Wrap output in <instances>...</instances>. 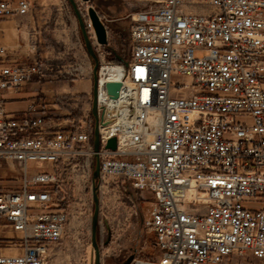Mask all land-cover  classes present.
Returning a JSON list of instances; mask_svg holds the SVG:
<instances>
[{"label":"built area","instance_id":"built-area-1","mask_svg":"<svg viewBox=\"0 0 264 264\" xmlns=\"http://www.w3.org/2000/svg\"><path fill=\"white\" fill-rule=\"evenodd\" d=\"M136 1L130 56L113 64L99 54L97 82L99 182L154 196L146 224L159 255L129 264H264V0ZM31 9L0 0V20ZM6 54L0 46V264H48L70 218L56 166L91 178L96 120L63 122L42 98L8 111L3 94L43 71ZM12 165L20 186L4 188Z\"/></svg>","mask_w":264,"mask_h":264},{"label":"rangeland","instance_id":"rangeland-1","mask_svg":"<svg viewBox=\"0 0 264 264\" xmlns=\"http://www.w3.org/2000/svg\"><path fill=\"white\" fill-rule=\"evenodd\" d=\"M32 9L21 19L22 61H37L43 71L24 88L34 85L35 95L54 111L56 118L80 121L92 115L93 60L88 54L75 11L69 0H31ZM86 23H91L88 9L93 6L108 32V44L97 42L95 31L88 28L93 47L113 64L129 58L132 15L139 9L136 0L78 1ZM15 17V16H13ZM11 18V17H10ZM100 65V60H99ZM99 68V67H98ZM77 87V88H76ZM75 163H61L60 189L62 207L70 218L59 243L50 246L48 264H95L92 246L94 202L92 177L86 179ZM39 169L48 165H37ZM95 166V163H94ZM52 168V167H50ZM8 172L11 179L1 182L4 188L20 186L17 165ZM98 242L101 264H126L131 257L156 259V239L147 227L154 196L136 190L129 181L118 179L109 185L99 182Z\"/></svg>","mask_w":264,"mask_h":264},{"label":"water","instance_id":"water-1","mask_svg":"<svg viewBox=\"0 0 264 264\" xmlns=\"http://www.w3.org/2000/svg\"><path fill=\"white\" fill-rule=\"evenodd\" d=\"M79 0H69L71 3L75 14L77 16L79 27L81 29V33L85 42V46L87 49L88 54L91 56L93 60V90H92V115L96 120L94 134H93V145H94V151H95V166L93 170V177H92V196H93V202H94V213L92 217V246L95 249V264H101V252H100V245L98 242V229H99V210H100V197H99V180H100V160L98 151L100 148V139H99V126H98V114H97V92H98V67H99V58L96 54L94 47H93V41L89 35V31L87 28L86 20L83 17V14L78 6ZM83 2H89L90 0H81ZM88 16L91 21V24L94 28L96 38L98 43L102 45L108 44V32L107 28L102 21L99 13L97 10L90 6L88 9ZM122 87V83L120 81H111L106 84L107 91L109 95H111L113 98L119 97V92ZM117 146V139L116 137L111 138L108 141L107 147L116 149ZM133 259L131 257L128 259L126 264H129L130 261Z\"/></svg>","mask_w":264,"mask_h":264},{"label":"crops","instance_id":"crops-1","mask_svg":"<svg viewBox=\"0 0 264 264\" xmlns=\"http://www.w3.org/2000/svg\"><path fill=\"white\" fill-rule=\"evenodd\" d=\"M21 19L19 17H11L0 20V46L7 49V61H21L23 59L22 54L24 52L23 46L20 42L21 33ZM77 88V87H76ZM34 85L29 88H22L18 93H4L3 99L8 111L19 114L25 110L27 104L36 99L35 91H33ZM9 171H13L12 167L5 171L8 175Z\"/></svg>","mask_w":264,"mask_h":264},{"label":"bare ground","instance_id":"bare-ground-1","mask_svg":"<svg viewBox=\"0 0 264 264\" xmlns=\"http://www.w3.org/2000/svg\"><path fill=\"white\" fill-rule=\"evenodd\" d=\"M90 25L93 28L91 23H90ZM103 73L105 74V78L109 81H121V78H120L119 73H118V68L115 65H109L107 68H104ZM97 96H98V92H97ZM154 121L157 124V122L159 120L157 117H155Z\"/></svg>","mask_w":264,"mask_h":264}]
</instances>
